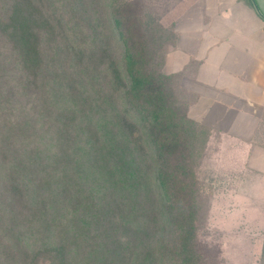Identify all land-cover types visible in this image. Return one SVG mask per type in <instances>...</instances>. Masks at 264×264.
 <instances>
[{
  "label": "trees",
  "instance_id": "1",
  "mask_svg": "<svg viewBox=\"0 0 264 264\" xmlns=\"http://www.w3.org/2000/svg\"><path fill=\"white\" fill-rule=\"evenodd\" d=\"M178 40L138 0H0V264H220Z\"/></svg>",
  "mask_w": 264,
  "mask_h": 264
},
{
  "label": "crops",
  "instance_id": "2",
  "mask_svg": "<svg viewBox=\"0 0 264 264\" xmlns=\"http://www.w3.org/2000/svg\"><path fill=\"white\" fill-rule=\"evenodd\" d=\"M171 10L179 40L165 71L197 64L182 80L197 96L190 117L213 129L208 149L215 138L232 148L239 184L256 193L264 186V0H177Z\"/></svg>",
  "mask_w": 264,
  "mask_h": 264
},
{
  "label": "rangeland",
  "instance_id": "3",
  "mask_svg": "<svg viewBox=\"0 0 264 264\" xmlns=\"http://www.w3.org/2000/svg\"><path fill=\"white\" fill-rule=\"evenodd\" d=\"M138 1L148 22H158L175 31L171 9L177 0ZM175 47L177 44L169 52ZM182 87L188 90L183 83ZM190 92L197 101V96ZM221 143L215 138L197 171L201 189L210 204L206 221L199 229L200 244L218 248L220 264H264V186L257 187L256 193L252 192V186H241L235 158L227 153L232 148L224 151L226 148L223 150ZM222 144L226 146L225 141Z\"/></svg>",
  "mask_w": 264,
  "mask_h": 264
}]
</instances>
